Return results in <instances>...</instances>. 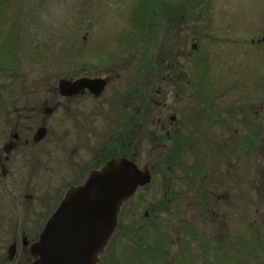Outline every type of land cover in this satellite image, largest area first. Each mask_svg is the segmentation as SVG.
Segmentation results:
<instances>
[{"label":"flooded vegetation","instance_id":"1","mask_svg":"<svg viewBox=\"0 0 264 264\" xmlns=\"http://www.w3.org/2000/svg\"><path fill=\"white\" fill-rule=\"evenodd\" d=\"M5 15L0 16V264H34V246L66 193L108 161L126 159L149 175V182L139 186L135 196L139 190H147L155 178L170 172L174 157L170 154L175 153L188 195L181 192L175 202L167 192V202L182 216L173 230L168 223L163 226L165 221L162 226L159 221L152 226L159 233L161 226L163 233L156 240L164 238L162 251L154 250V237L141 236L146 241L144 264L165 260L169 246L178 257L168 264H219L218 258L220 264L232 263L229 254L239 241L233 234V209L238 205L235 198L243 200L241 210L246 211L250 191L237 186L238 195H234L232 161L216 152L224 141L213 140L211 153L210 144H202L200 138L187 133L188 124L182 117L186 74L179 72L182 65L178 59L171 60L165 53L156 59L134 55L118 62L120 57L105 52L95 63L88 58H72L62 64V72L54 75L43 94L36 86L37 79L35 89L16 95L21 89L15 91L9 85L19 67L13 61L22 40L17 24V16L22 15ZM151 17L145 19L146 24L151 23ZM10 19L13 21L8 26ZM145 45L146 50L152 48ZM180 53H175L177 58ZM172 68L178 73L171 72ZM216 109L224 113L223 108ZM226 111V127L232 121L258 130L264 127L262 110H252L251 119L247 106L235 112L227 106ZM221 116L215 115L216 124L220 125ZM226 148L228 144L218 151L226 152ZM244 154L246 159L250 157ZM220 161L229 168L214 174V166ZM260 174L263 183L264 171ZM256 191L260 193L261 188L257 186ZM123 221L125 217L117 219L93 264H103L109 251H115L119 237L131 234L125 232Z\"/></svg>","mask_w":264,"mask_h":264},{"label":"rangeland","instance_id":"2","mask_svg":"<svg viewBox=\"0 0 264 264\" xmlns=\"http://www.w3.org/2000/svg\"><path fill=\"white\" fill-rule=\"evenodd\" d=\"M0 11V16L22 15L17 16L22 40L13 61L19 67L9 85L12 90L21 89L16 95L35 89L37 79L36 86L43 94L62 72V64L72 58L95 63L105 52L120 57L118 62L134 55L156 59L165 53L171 60L178 59L182 65L179 72L186 74L182 117L188 124L187 133L200 138L202 144H210L211 153L213 140L224 141L220 146L216 143L218 147L228 144L226 152L218 147L216 152L232 161L234 195H238L237 186L250 191L246 211L241 210L243 200L235 198L233 234L239 241L229 254L233 259L230 264H264V182L260 174L264 171V127L253 129L240 121H232L228 127L225 124L229 120L227 106L234 112L247 106L250 119L252 110H262L264 124V0H8L0 1ZM149 15L151 23L146 24ZM120 43L128 44L121 48ZM145 44L152 48L146 50ZM169 99L171 102L172 97ZM215 115H223L220 125L214 122ZM244 153L250 157L246 159ZM170 156H174L170 172L155 178L147 190H139L121 206L117 219L125 217L122 224L131 234L119 237L115 251H109L103 264H144L146 241L142 235L154 237V250L164 248V238L156 240L161 224L165 221L163 226L168 223L173 230L182 216L174 201V206L167 202L170 197L166 194L171 192L175 202L181 192L188 195L177 154ZM228 168L220 161L214 174ZM255 186L261 188L260 193ZM158 221L160 233L152 227ZM177 257L169 246L166 259L154 263L168 264ZM217 262L220 264V258Z\"/></svg>","mask_w":264,"mask_h":264},{"label":"water","instance_id":"3","mask_svg":"<svg viewBox=\"0 0 264 264\" xmlns=\"http://www.w3.org/2000/svg\"><path fill=\"white\" fill-rule=\"evenodd\" d=\"M149 182L126 159L110 160L71 188L34 246V264H93L114 231L123 203Z\"/></svg>","mask_w":264,"mask_h":264},{"label":"trees","instance_id":"4","mask_svg":"<svg viewBox=\"0 0 264 264\" xmlns=\"http://www.w3.org/2000/svg\"><path fill=\"white\" fill-rule=\"evenodd\" d=\"M157 251V250H156Z\"/></svg>","mask_w":264,"mask_h":264}]
</instances>
